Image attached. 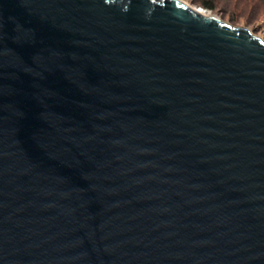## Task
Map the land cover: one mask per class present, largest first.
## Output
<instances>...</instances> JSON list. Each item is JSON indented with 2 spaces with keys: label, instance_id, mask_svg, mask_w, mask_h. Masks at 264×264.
<instances>
[{
  "label": "water",
  "instance_id": "1",
  "mask_svg": "<svg viewBox=\"0 0 264 264\" xmlns=\"http://www.w3.org/2000/svg\"><path fill=\"white\" fill-rule=\"evenodd\" d=\"M182 0H0V264H264V41Z\"/></svg>",
  "mask_w": 264,
  "mask_h": 264
},
{
  "label": "rangeland",
  "instance_id": "2",
  "mask_svg": "<svg viewBox=\"0 0 264 264\" xmlns=\"http://www.w3.org/2000/svg\"><path fill=\"white\" fill-rule=\"evenodd\" d=\"M191 6H198L197 0H182ZM258 1V0H257ZM256 0H217L214 9L201 7L205 15H216L234 26H245L264 41V6Z\"/></svg>",
  "mask_w": 264,
  "mask_h": 264
},
{
  "label": "trees",
  "instance_id": "3",
  "mask_svg": "<svg viewBox=\"0 0 264 264\" xmlns=\"http://www.w3.org/2000/svg\"><path fill=\"white\" fill-rule=\"evenodd\" d=\"M258 1H257L258 3H262L264 6V0H258ZM196 2L198 5H200L203 8L214 9L216 7L217 0H197Z\"/></svg>",
  "mask_w": 264,
  "mask_h": 264
}]
</instances>
